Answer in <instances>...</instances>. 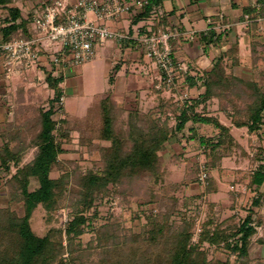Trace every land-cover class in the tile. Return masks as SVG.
I'll return each instance as SVG.
<instances>
[{"label": "trees", "instance_id": "obj_1", "mask_svg": "<svg viewBox=\"0 0 264 264\" xmlns=\"http://www.w3.org/2000/svg\"><path fill=\"white\" fill-rule=\"evenodd\" d=\"M13 2L0 0V5L7 8V14L0 17V41L33 33L28 25L32 15L28 20L23 18L18 6L9 5ZM215 35L218 37L214 32L205 34L206 46L215 40ZM232 50L237 55V47ZM251 51L256 66L264 56L259 54L256 42L252 43ZM237 61L236 56L233 62ZM261 72L264 75V68ZM186 76L189 87L198 83L196 76ZM199 78L204 90L193 101H178L175 91L166 95L164 92L174 86H165L152 90L156 102L144 109L121 104L108 92L94 101L83 116L61 117L57 103L63 75L54 74L53 68L47 70L46 81L53 90L48 105L36 108L34 115L25 121H17L16 116L0 128V186H6L8 192L6 205L0 206V264H82L98 247L101 250L97 264H230L229 259L209 258L202 247L204 243L233 250L239 259L244 258L239 264H249L254 240L264 245V233L257 236V227L264 226L261 211L264 189H259L264 186V145L261 142L253 146L256 152L250 155L232 129L243 127L248 132L257 131L262 137L264 88L256 79L228 72L222 55L216 56ZM213 99L219 101V111L229 117V124L222 123L216 115H208V111H196L201 103L206 109ZM189 121L194 124L187 135ZM197 121L214 122L217 132L210 135L200 131ZM75 132L77 140L73 138ZM172 138L179 143L187 138L199 144L197 160L186 155L185 147L173 153L171 161L186 162L180 181L171 180L169 161H164L160 154ZM65 143L79 144L89 154L97 151L98 157L86 158L81 150L78 158H63L60 155L69 151ZM31 149L33 157L24 161ZM228 157H235L236 161L240 158L242 162L261 161L256 169L227 180L232 183L230 207L235 208L237 195L242 192L236 188L241 182H246L245 189H253L258 195L248 208L249 214L239 223L220 220L224 207L209 201L210 210L199 223L201 229L194 241L196 213L193 215L189 210L198 197L219 191L215 173L223 170ZM201 165L207 168L205 183L200 180ZM55 171L57 175H53ZM240 171L237 169V173ZM194 186L193 193H177L188 187L195 189ZM116 197L128 205L137 200L144 208L146 223L142 230L136 233L129 229L127 233L121 216L111 213L107 223L95 230V245L93 241L84 244L80 238L98 213V207ZM18 203L22 204L23 213L13 208ZM39 205L47 211L49 219L57 210L67 208L64 225L52 226L44 235L37 234L31 219Z\"/></svg>", "mask_w": 264, "mask_h": 264}, {"label": "rangeland", "instance_id": "obj_2", "mask_svg": "<svg viewBox=\"0 0 264 264\" xmlns=\"http://www.w3.org/2000/svg\"><path fill=\"white\" fill-rule=\"evenodd\" d=\"M6 11H0V17H3L6 15ZM105 23L110 27L120 28V24L116 20H106ZM244 43H241L239 46L241 47V50L245 52V46ZM107 44L100 45L97 44V51L99 55L95 60L86 62L84 64H80L75 67V74L71 77H65V103L63 104L62 108L65 113L68 115L74 117L75 115H84L88 108L93 104L94 101H97L99 97L106 95L108 92L113 93L114 89L116 87V81L114 79H118L119 77L125 78L126 74L124 72V69H120L118 71V74L115 76L114 71L115 68H112L113 65L110 63V56L111 58H115L113 55L114 49L112 46H106ZM46 47L48 54L50 57L54 56V52H52L51 47H47L44 45V48ZM213 53L210 54V57H213V59L216 56L222 55V63L226 66L227 71H233L235 74L237 72H241L244 76H246L243 73V70H241L239 67L235 65L233 62V50L230 52V56L228 54L223 55V53L219 50H212ZM117 52V50H116ZM221 53V54H219ZM250 55V54H249ZM245 55L244 57H248L247 59L250 60V56ZM240 57V56H239ZM146 60H148V57H145ZM37 64V63H36ZM32 65L31 67H28L24 71H22L20 74H15L9 78L2 79L0 78V90H3V92H0V122L6 120L11 121L16 116L17 121H25L27 117H30L34 115L35 109L38 107H43L48 105L49 98L53 96V90L50 89V87L47 85V81L44 79L46 76V72L37 71L36 66ZM184 64V63H183ZM111 66V68H109ZM187 69L189 68L187 65H185ZM247 66V65H246ZM251 66V64H250ZM40 67V66H39ZM38 67V68H39ZM51 67L56 69L55 67H58L60 70L61 67L59 65L51 64ZM210 67V66H209ZM2 68V62L0 60V73ZM138 69L139 73H145L146 69L139 67ZM264 68V60L260 62V64H257L256 66L251 68L250 71L246 70L247 75H250L249 78H252L250 72L257 74L260 69ZM37 71V72H36ZM111 71V74L109 73ZM253 74V76H254ZM3 75V74H2ZM142 75V74H139ZM1 76V75H0ZM4 77V75H3ZM129 77V75H128ZM141 77V76H140ZM259 78V76H257ZM112 79V80H111ZM199 81V87L201 86V90H204V86L202 84V80L198 79ZM261 87L264 88V77H262L261 80H257ZM3 83V84H2ZM190 85V83L185 84V88H187ZM69 86L70 88H68ZM2 88V89H1ZM113 90V91H112ZM151 91V90H150ZM149 93V92H148ZM153 92L151 91L148 95L147 103L142 104V108L146 109L152 105L155 104V95H152ZM199 93L193 94L191 97V101L195 97H199ZM151 102V103H150ZM150 103V104H149ZM121 104H124L121 102ZM125 105V104H124ZM134 106V104H132ZM207 110L205 109V105L201 103L199 106H197L196 111H199L203 113L204 111H208V115H216L220 118V121L222 123H230L229 117L225 114L223 111H219L220 104L219 101L216 99H213L209 101L208 106H206ZM2 110V111H1ZM58 116V115H57ZM201 121H197L196 125H201L200 131L207 133V134H214L217 132V126L214 124V122H209L207 124H201ZM194 123L193 121H189L186 126V133L189 135L191 132L190 126H192ZM2 125V124H1ZM4 126V125H3ZM233 132H235L236 136H238V139L243 142L245 148L249 151L250 155L256 152V147L258 143H263L264 145V127L261 128V131L263 132L262 137L258 134L257 131L248 132V131H242L241 129L237 130L233 127ZM74 140L78 139V133L75 132L73 134ZM177 140V139H176ZM1 141V140H0ZM173 144L175 145L176 142L173 139ZM171 141V142H172ZM167 144L168 151L162 149L160 152L161 158L164 161H169V167L173 171V175L171 177L172 181H180L181 175L184 174V168L186 166V162L184 159H180L179 161H171V157L173 156V153H178L182 150V147L188 148L186 155H193L194 159H198L196 156V150L198 148V142H195L191 139L183 138L182 144H179L173 148V144L170 146ZM186 144V145H185ZM166 145V144H165ZM65 147L69 148V151L62 153L60 156L63 158H78L80 156L81 150L84 152V156L86 158H96L98 157V152L94 151L92 154H89V152L86 150V148L82 147L79 144H75V146L72 145V143H65ZM72 146L74 147L73 150H71ZM254 146V147H253ZM178 147V148H177ZM190 152V153H189ZM34 149H31L27 152V154L24 157V161H28L33 157ZM239 158V157H238ZM236 161L235 157H228L224 160L222 171H219L218 173H215V177L220 182V189L218 192H212L209 193L208 197H198L192 204V209H190L191 214L196 213V224L197 227L195 229V235L193 237V240L195 241L197 239V234L200 230V222L203 221V219H206L207 214L210 210L209 201L216 202L218 204H221L224 209L221 212L220 220H227L230 219L231 223H239L245 215L249 214L248 208L251 207L252 200L255 195H258V192H255L253 189H248L245 187L246 182H241V185H238L236 190L242 191L241 194L237 195V201L235 204V208H231L230 204L232 203L229 189L232 188V183L227 181L228 179H231L236 176H240L244 174L245 172H249L250 170H254L257 168L258 164L261 163V161H256L255 163H252L250 160L244 159L243 162L239 158ZM237 169L241 170L237 173ZM14 170V168H13ZM53 175H57V172L55 171ZM259 189L263 190L264 186H261ZM179 195H182V193H193V189H190V187L186 188L183 191L177 192ZM260 193V192H259ZM263 202L261 204V211L264 213V191L262 192ZM8 200V192L6 186H0V206L6 205ZM181 210L184 211V206H180ZM13 208H15L19 213H23V206L21 203L14 204ZM99 211L95 215L94 218L91 221V225L88 227L87 231L81 236V240L84 244H87L90 241H93V244L96 243V232L95 231L98 227L102 226L103 224L107 223L108 217L111 213H114L115 215L121 216V220L123 225L125 226L127 233L129 229H132V231L139 233L143 225L146 223V218L144 215V208L135 200L131 205H128L126 203H123L120 201L119 197L113 198L111 200H107V202L101 204L98 207ZM217 209V208H216ZM255 209H258V207H255ZM179 215H176V218L179 219ZM68 218V209L63 208L60 210H57L54 214L52 219L48 218L47 211L42 207L38 206L32 216L31 224L33 230L39 234L44 235L50 227H61L64 225ZM201 229V228H200ZM264 233V226H258L257 227V236H260ZM256 239V236L254 237ZM85 246V245H84ZM202 247L205 248V251L207 252V255L209 258H222L224 260L229 259L230 264H239V262H242L243 259H239L237 257L238 253L227 249L225 247H216L215 245H209L208 243H204ZM100 247L95 248L91 251L90 255H87L82 264H97L98 259L100 256ZM93 252V253H92ZM264 245L256 242L254 240V243L251 245L250 252H249V264H264ZM71 264V263H70Z\"/></svg>", "mask_w": 264, "mask_h": 264}, {"label": "crops", "instance_id": "obj_3", "mask_svg": "<svg viewBox=\"0 0 264 264\" xmlns=\"http://www.w3.org/2000/svg\"><path fill=\"white\" fill-rule=\"evenodd\" d=\"M41 1L14 0L9 5L13 4L18 6L21 10L22 17L28 20L30 15L41 9ZM154 9L164 11V16L159 17L157 13L156 16ZM0 11L7 12V8L4 5H0ZM116 21L122 29H133L134 23L142 22L152 24L154 29L158 27H170L180 32L177 37L172 39V47L174 48L175 58L189 68L187 69L188 72L183 70L179 72L176 85L174 88L166 90L164 92L166 95H172L173 91L177 94L179 90L185 89V84L188 83L187 74H192L194 77L196 76L195 78L201 79L199 76L203 74L204 69L209 68L211 65L213 57H210V54L213 53L212 50L216 49H219L223 55L228 54L230 56L233 47H237L238 53L235 56L232 54V57L234 60L237 56L238 61L235 65L240 69L242 68L241 70L244 69L243 73L246 76L241 74V72H237L236 75L246 79L256 80H261L264 77L261 72L263 68L257 74L252 73V70L250 72L252 78H249L250 75L246 73V70L250 71L254 67L251 51L253 42L257 43L259 54L264 56V0H150V4L145 6L142 14L134 16L133 18H120ZM28 25L33 29L30 20H28ZM209 32L217 33L218 37L206 46L203 39L205 38V34ZM241 43H244L245 52L239 46ZM106 46H112L114 49L113 55L115 56L116 53L119 56L117 62L115 58H111L110 56V63L113 65L112 68H115L114 75L116 76L120 69H124L126 74L125 78L119 77L118 79H114L116 81V87L113 95L120 103L123 102L128 106L134 104V106L141 107L144 102L147 103L149 93L156 89L153 87V81L150 77L152 73L157 71L155 63L149 59L146 60V56L139 51L137 45L134 43L126 41L120 45L116 42H109ZM245 55H249L250 60L247 59L248 57H244ZM262 61L263 59L259 58L257 64H260ZM51 64L53 63L49 62V59L44 58L36 64V66H40L36 70L41 71L40 69H42L43 72L52 70L53 67H51ZM139 67L145 68V73H139ZM55 68H53L54 74L62 73L63 75L60 86L62 89H65V77L74 76L75 67L70 65L60 70L58 67ZM109 73L111 74V71ZM2 74L0 73V78L5 79ZM44 79L46 80V76ZM67 87L70 88L69 86ZM187 89H189L192 95L198 94L201 86L199 87L198 82L193 87L188 86ZM0 92L2 93L3 90H0ZM155 94L153 92L152 95ZM5 122L6 120L2 121V123L0 122V128L5 126ZM234 128L247 131L243 127L239 128L234 126ZM173 139L177 145L182 144V142L179 143L175 138H172L166 142L164 150H169L167 149V144ZM239 141L241 142V140ZM173 142L169 145L171 146ZM176 144H173V148ZM187 150L189 149L185 148L186 152ZM182 176L183 174L181 178ZM194 187L195 189L193 188V191L195 192L196 186Z\"/></svg>", "mask_w": 264, "mask_h": 264}, {"label": "built area", "instance_id": "obj_4", "mask_svg": "<svg viewBox=\"0 0 264 264\" xmlns=\"http://www.w3.org/2000/svg\"><path fill=\"white\" fill-rule=\"evenodd\" d=\"M40 4L41 9L31 17L33 33L30 36L0 41L1 71L6 78L20 74L44 58L61 68L84 64L97 57V44L116 42L121 45L126 41L136 44L139 51L155 63L157 71L150 77L156 89L175 86L179 72L187 71L173 54L172 39L180 34L179 31L170 27L154 29L152 24L142 22L134 23L133 29L110 27L105 23L106 20L142 14L150 0H42ZM156 13L159 17L164 16L160 9H154ZM44 45L51 47L53 57ZM118 57L115 53L116 62ZM191 97L189 90L176 94V99L181 102L190 101ZM64 103L63 88L57 103L61 117L65 116L61 108ZM207 175V168L201 165L200 180L203 183Z\"/></svg>", "mask_w": 264, "mask_h": 264}]
</instances>
